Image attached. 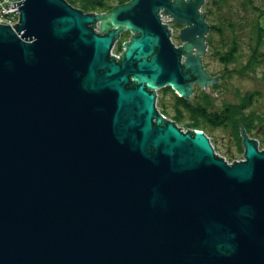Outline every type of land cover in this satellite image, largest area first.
Instances as JSON below:
<instances>
[{
	"label": "water",
	"instance_id": "95a60500",
	"mask_svg": "<svg viewBox=\"0 0 264 264\" xmlns=\"http://www.w3.org/2000/svg\"><path fill=\"white\" fill-rule=\"evenodd\" d=\"M205 1L13 3L16 30L0 23V264H264L258 141L241 128L245 159L229 164L157 108L159 88L189 100L219 79L203 65Z\"/></svg>",
	"mask_w": 264,
	"mask_h": 264
},
{
	"label": "rangeland",
	"instance_id": "374dc122",
	"mask_svg": "<svg viewBox=\"0 0 264 264\" xmlns=\"http://www.w3.org/2000/svg\"><path fill=\"white\" fill-rule=\"evenodd\" d=\"M211 1L212 0H206L202 10H205L209 5L215 9L216 13L213 16L212 21L219 23L224 28V42L230 44L233 38V32L228 26V22H235L237 25L242 26V28H238L236 30V34L240 38L242 44L241 54L238 58V61L228 65L229 70L242 69L250 58L252 52L251 45L253 47L257 40L254 26H256L258 19L264 23V16L259 17V11L247 6L246 0H223V2L219 3V6L217 5V7L211 4ZM254 2L257 6L264 8V0H254ZM109 11L95 12L107 13ZM172 26L174 27V34L176 35L177 27L174 26L173 23ZM101 27V20H99L96 23L95 30L100 32ZM103 31H105V29ZM121 34L122 35L116 40L117 43L115 52L117 53L122 52L124 43L129 41L133 35V33L129 30L123 31ZM212 35L214 47H210L208 43L207 52L203 56V65L209 72L210 76L218 77L224 73L225 65L219 60L217 56H215L213 52L217 49H223L225 43H223L222 36L219 33H212ZM121 38L125 39L122 43L119 42ZM173 41H177L178 44L181 43L176 37L174 38V36ZM260 51L263 54L261 57L264 58V42L260 47ZM217 82L220 84V86L214 90V85ZM211 85V88L216 95L209 91L208 88L210 87L202 86L196 83L194 85L195 91L190 96L189 101L195 105L197 103H204V95L206 94L210 98L207 100V103L209 102V105H207L208 110L209 112H213L221 110L225 103L240 102L241 97L248 91H260V96L256 98L253 105L249 108V111H256L257 113L264 115V60L256 67L254 72L245 74L234 72L231 77L224 78L222 81H219V79L215 80ZM163 88L164 87L157 89V108L162 114H164L166 118L173 120V114L177 112L179 107L177 106V102H175L176 96L172 91L164 94ZM181 107L185 115L184 121H181L177 124L186 131H188V128L190 130H194L195 128L187 125L191 113L193 112L194 114H198L201 117H204L205 113L201 112L200 109L193 110L192 108L185 107L183 105H181ZM205 128V132L210 137L212 144L218 153L225 156L229 160L245 158V147L243 145L242 132L239 136V133H237L238 129L235 127V124L232 121L226 125L220 124V122H207ZM249 135L252 138L259 139L261 141L260 146L262 148L264 147V127L260 130H255L253 134Z\"/></svg>",
	"mask_w": 264,
	"mask_h": 264
},
{
	"label": "trees",
	"instance_id": "16d2710c",
	"mask_svg": "<svg viewBox=\"0 0 264 264\" xmlns=\"http://www.w3.org/2000/svg\"><path fill=\"white\" fill-rule=\"evenodd\" d=\"M74 7L80 8L85 12H95V11H109L117 5L124 4L130 0H66ZM223 2V0H212L211 4L219 6V3ZM246 5L250 6L252 9L259 11V17L264 16V8L257 6L254 0H246ZM205 11L207 12V19L211 25V30L209 33L208 43L210 47H214L213 44V35L212 33H219L222 36V40L224 44L223 49H217L213 53L215 56L219 58V60L225 65L224 73L218 76L219 81L224 80V78L231 77L234 72L245 74L249 72H254L256 67L261 64L264 60L261 57L263 54L260 51V47L264 42V23L258 19L255 29V35L257 36V40L255 45L252 47L251 45V55L247 63L243 66L242 69H234L229 70L228 65L238 61V58L241 54L242 44L240 38L236 34V30L238 28H242V26L237 25L235 22H228V26L233 32V38L230 44L224 42V28L216 22L212 21L213 16L215 15V9L209 5L206 7ZM125 39H122L119 42H123ZM206 65V64H205ZM220 84L217 82L214 85V90L219 88ZM169 91H172L176 96V101L178 110L175 114H173V120L176 123L184 121V111L181 105L185 107L192 108L193 110L200 109L201 112L205 113L204 117H201L198 114H194L193 112L190 115V119L187 122V125L193 127L195 129H201L206 131L205 126L207 122H220V124L226 125L232 121L235 124V127L238 129L237 133L239 136L241 134V128H245V130L249 134H253L255 130H260L264 127V115L257 113L256 111H249V108L253 105L254 101L257 97L260 96V91H248L242 97L240 102L235 103H225L221 110L210 111L208 110L209 102L207 100L210 99L208 95H204V103H197L196 105L187 100L184 97L179 96L176 91L171 86H166L163 88L164 94H167ZM200 97V95H199ZM207 103V104H206ZM165 109V107H164Z\"/></svg>",
	"mask_w": 264,
	"mask_h": 264
},
{
	"label": "built area",
	"instance_id": "2783aa9c",
	"mask_svg": "<svg viewBox=\"0 0 264 264\" xmlns=\"http://www.w3.org/2000/svg\"><path fill=\"white\" fill-rule=\"evenodd\" d=\"M17 1H22V0H0V23L1 24H10L11 27L13 29H15V30H16V26H14V23L19 22V20H20V13H21V9L19 8L18 5L13 6V3L14 2H17ZM160 17H161L162 22L165 23V24H168L169 29L171 28L170 29V31H171V38L173 39V35H174V27L172 26L173 18L170 15L163 14V13L160 14ZM116 43L117 42L114 43V45H113V47L111 49V55H115L116 57H120L121 52H119V53L115 52ZM183 130L186 131L185 129H183ZM256 140L258 141V145H259V139L256 138ZM215 153L218 156L224 157V159L229 164L234 163L235 160L236 161H241V160H244L245 159V158H243V159H233V160H229L225 156H223L220 153H218L216 150H215Z\"/></svg>",
	"mask_w": 264,
	"mask_h": 264
},
{
	"label": "bare ground",
	"instance_id": "6f19581e",
	"mask_svg": "<svg viewBox=\"0 0 264 264\" xmlns=\"http://www.w3.org/2000/svg\"><path fill=\"white\" fill-rule=\"evenodd\" d=\"M202 11H205V10H202ZM210 33V32H209ZM122 35V34H121ZM209 35V34H208ZM212 84V83H211ZM206 85L207 87H211L212 85ZM195 130H198V131H203V132H205L204 130H201V129H195ZM206 133V132H205ZM211 140V139H210ZM212 142V141H211ZM263 144H264V142H263ZM261 141L259 140V148H260V150H264V147L262 148L261 146Z\"/></svg>",
	"mask_w": 264,
	"mask_h": 264
},
{
	"label": "flooded vegetation",
	"instance_id": "af4514ba",
	"mask_svg": "<svg viewBox=\"0 0 264 264\" xmlns=\"http://www.w3.org/2000/svg\"><path fill=\"white\" fill-rule=\"evenodd\" d=\"M174 26H176V25L174 24ZM173 36H174V38L176 37V35H175V34H174ZM174 42H175V41H174ZM176 43H177V41H176ZM177 44H178V43H177Z\"/></svg>",
	"mask_w": 264,
	"mask_h": 264
}]
</instances>
